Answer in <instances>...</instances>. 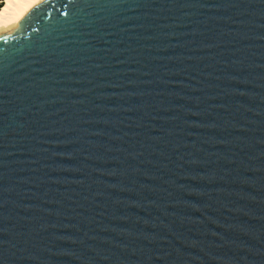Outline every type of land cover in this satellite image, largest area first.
Listing matches in <instances>:
<instances>
[{
    "label": "water",
    "instance_id": "obj_1",
    "mask_svg": "<svg viewBox=\"0 0 264 264\" xmlns=\"http://www.w3.org/2000/svg\"><path fill=\"white\" fill-rule=\"evenodd\" d=\"M0 264H264V0H43L0 32Z\"/></svg>",
    "mask_w": 264,
    "mask_h": 264
},
{
    "label": "bare ground",
    "instance_id": "obj_2",
    "mask_svg": "<svg viewBox=\"0 0 264 264\" xmlns=\"http://www.w3.org/2000/svg\"><path fill=\"white\" fill-rule=\"evenodd\" d=\"M43 0H2L0 9V32L16 23Z\"/></svg>",
    "mask_w": 264,
    "mask_h": 264
},
{
    "label": "trees",
    "instance_id": "obj_3",
    "mask_svg": "<svg viewBox=\"0 0 264 264\" xmlns=\"http://www.w3.org/2000/svg\"><path fill=\"white\" fill-rule=\"evenodd\" d=\"M2 1V0H1ZM1 7H2V3H0V9H1Z\"/></svg>",
    "mask_w": 264,
    "mask_h": 264
},
{
    "label": "built area",
    "instance_id": "obj_4",
    "mask_svg": "<svg viewBox=\"0 0 264 264\" xmlns=\"http://www.w3.org/2000/svg\"><path fill=\"white\" fill-rule=\"evenodd\" d=\"M0 3H2V1L0 0Z\"/></svg>",
    "mask_w": 264,
    "mask_h": 264
},
{
    "label": "snow or ice",
    "instance_id": "obj_5",
    "mask_svg": "<svg viewBox=\"0 0 264 264\" xmlns=\"http://www.w3.org/2000/svg\"><path fill=\"white\" fill-rule=\"evenodd\" d=\"M5 42H7V41H6V38H5Z\"/></svg>",
    "mask_w": 264,
    "mask_h": 264
}]
</instances>
